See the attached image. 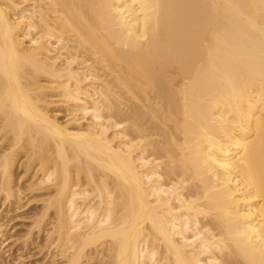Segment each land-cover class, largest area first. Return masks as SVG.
<instances>
[{"label":"bare ground","instance_id":"6f19581e","mask_svg":"<svg viewBox=\"0 0 264 264\" xmlns=\"http://www.w3.org/2000/svg\"><path fill=\"white\" fill-rule=\"evenodd\" d=\"M21 150L60 264H264V0H0L7 202Z\"/></svg>","mask_w":264,"mask_h":264},{"label":"rangeland","instance_id":"374dc122","mask_svg":"<svg viewBox=\"0 0 264 264\" xmlns=\"http://www.w3.org/2000/svg\"><path fill=\"white\" fill-rule=\"evenodd\" d=\"M39 84L48 85L50 83H48L46 80H40ZM44 90L45 91L43 93L46 94H44V96L48 97H45V99H49V101H52V99L53 101L59 99V97L57 98L56 96L55 90L51 88L50 90L44 88ZM48 108L50 109V115L57 118V120L61 123L65 122L67 118V120L71 118L70 114L69 116L67 115L68 112L66 111L67 106L65 102L56 101V104L54 102V105L53 103L50 105L48 104ZM85 123L86 121H81L80 124L83 125ZM24 149H26V147ZM26 150L18 151L19 153L15 156L16 162L12 168V183L14 184L15 191L17 190L15 193L17 199L14 197L11 199V201L7 202L2 196H0V264H50L51 260L54 258L55 261L60 264L62 261L59 255L57 254L56 256V254L53 253L55 252L52 247L54 243L49 240L47 232L45 231L47 230L46 228L49 229L51 227V224L49 223L51 218L49 215L51 214L52 216V210L49 209V215H40V213L42 214L46 204L45 201L47 199H45V197L49 199L50 196H53L55 193L54 188L50 184L47 186V184L50 182L43 184L38 183L39 180L36 177H39L41 173L38 172L35 174L34 172L36 167L39 166L38 164L34 163L36 164L34 170H32V168L27 170L26 162H28V157L26 156L28 151ZM33 180L34 182L36 180L38 183L36 186H32L35 189H31V185L28 187V185L31 184ZM18 189H20V191ZM14 199L18 201H15ZM39 219L41 221L40 224H43L41 229L40 226L39 229L36 228L35 222L33 223V221L36 220L38 222ZM37 225H39V223ZM53 254H55V256H53Z\"/></svg>","mask_w":264,"mask_h":264}]
</instances>
